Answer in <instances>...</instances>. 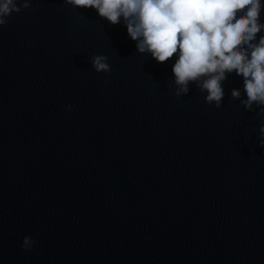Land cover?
<instances>
[{
	"label": "water",
	"instance_id": "1",
	"mask_svg": "<svg viewBox=\"0 0 264 264\" xmlns=\"http://www.w3.org/2000/svg\"><path fill=\"white\" fill-rule=\"evenodd\" d=\"M5 19L0 264H264V106L239 75L217 107L194 83L175 94V53L157 63L91 8Z\"/></svg>",
	"mask_w": 264,
	"mask_h": 264
},
{
	"label": "clouds",
	"instance_id": "2",
	"mask_svg": "<svg viewBox=\"0 0 264 264\" xmlns=\"http://www.w3.org/2000/svg\"><path fill=\"white\" fill-rule=\"evenodd\" d=\"M73 8H91L109 24H122L127 36L135 41L137 52L146 53L157 63L175 53L171 67L175 94H187L194 83L205 92V101L219 107L225 90L223 81L234 72L242 78L250 109L255 102L264 106V0H63ZM29 0H0V26L6 17ZM259 34V35H258ZM103 55L91 59L97 72L110 66ZM234 98L240 89H232ZM71 104L65 110H71ZM259 143L264 146V124L259 127ZM35 243L24 236L21 248Z\"/></svg>",
	"mask_w": 264,
	"mask_h": 264
}]
</instances>
